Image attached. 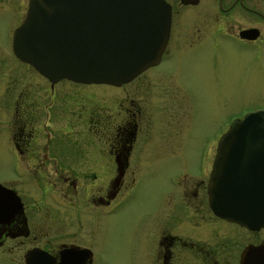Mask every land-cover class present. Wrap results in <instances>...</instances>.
Masks as SVG:
<instances>
[{"label": "flooded vegetation", "instance_id": "flooded-vegetation-1", "mask_svg": "<svg viewBox=\"0 0 264 264\" xmlns=\"http://www.w3.org/2000/svg\"><path fill=\"white\" fill-rule=\"evenodd\" d=\"M163 1L169 8L168 34L157 64L151 67L169 57L175 59L174 63L181 60V54L173 56L168 46L172 39L177 43L179 37L175 39L174 30L189 18L207 19L209 36L205 31L201 39L190 43L193 46H188L186 53L193 47H201L200 42L204 44L208 37L211 53L217 52L221 43H227L237 50H247L249 58L261 60L264 0ZM27 5L28 0H0V63L8 61L27 69L28 75L36 80L33 83L34 80L30 82L23 75L10 79L0 75V116L5 115L1 132L6 134L2 141L16 155L24 177L33 180L36 196L39 192L43 200V192L46 193L53 210L70 212L73 216L80 210L97 214L117 197L123 179L138 170L132 161H144L150 156L151 146H159L152 143L157 140H152L151 132L168 126L166 105L162 103L158 109L157 102H151V83L137 79L141 73L130 80L133 85L129 90H115L122 85L82 84L67 79L50 81L37 73L12 51V34L23 22ZM175 77L173 73L171 85L176 88V97L181 98L185 111L172 106L170 139L177 135L182 138L180 131L183 127L187 129V120L193 116L191 105L186 102L187 93ZM99 85L106 89H89ZM173 102L177 104L174 99ZM241 110L238 116L230 115L219 125L223 129L218 135L212 132L204 140L201 153L195 154L196 175H192L191 184L186 180L189 175L174 174L177 168L168 169L170 175H175L173 183L179 186L176 188L179 208L174 209L179 218L176 223L169 221V227L160 225L154 230L156 237L149 264H238L241 257L243 264H248L250 254L247 257L243 253L257 246L262 247L260 253L264 255V226L250 229L217 217L207 201V180L220 135L245 113L264 110V106L249 110L241 107ZM176 141L180 150L187 146ZM170 156L174 160H166L168 165L178 164L185 158L181 152ZM186 156L191 160L192 155ZM0 184L16 194L21 206V211L9 219L0 217V263H95L92 234L81 237L73 231L60 232L63 229L53 228V225L61 211L55 210L51 219L53 210L49 206L42 207L41 199L31 197L24 203V196L12 181ZM78 193H82L87 202L83 207L71 200V197L76 199ZM46 210L49 223L42 219L47 216ZM76 219L74 217V221ZM81 226L79 221L74 227Z\"/></svg>", "mask_w": 264, "mask_h": 264}, {"label": "rangeland", "instance_id": "rangeland-1", "mask_svg": "<svg viewBox=\"0 0 264 264\" xmlns=\"http://www.w3.org/2000/svg\"><path fill=\"white\" fill-rule=\"evenodd\" d=\"M175 24L176 22L174 26ZM208 25L207 19L184 20L179 24V29L174 30L175 39L179 37L177 43L175 44L172 39L168 46L173 56L181 54V60L174 63L175 59L169 57L155 67H148L147 71L137 77L142 82L150 81V89L153 91L151 102L156 101L158 109H161L160 105L165 103L168 126L162 131L151 132L152 140H157L152 143H157L159 146L152 145L148 152L150 156L144 161H132L138 170L123 179V188H120L117 197L108 206H103L97 214H87L80 210L73 216L70 212L63 213L54 208L56 211H61V216L55 218L56 225H53V228L60 226L63 229L60 232L73 231L81 237L91 234L94 236V264H149L156 237L154 230L160 225L169 227V221L176 223L179 218L174 211L179 208L176 189L177 187L179 189V186L173 183L175 175H170L168 169L177 168L174 174L189 175L186 180L191 184L192 175H196L193 170L195 154L201 153L204 140L210 136V133L215 132L218 135L223 129L219 125L226 122L230 115L238 116L242 111L241 107L249 110L264 106V54L261 60L249 58L250 53L247 50H237L227 43H221L217 52L211 53L208 37L205 38L204 44L200 42L201 47H193L189 53H186L187 47L193 46L190 43L201 39L205 31L209 36ZM262 48L264 49V43ZM6 62L0 63V75H6L7 79L15 75H23V78L30 82L36 81L32 75H28L27 69ZM173 73L187 93L186 102L191 105L193 116L187 120V129L183 127L180 131L182 138L177 135L170 139L169 128L173 127L172 106L185 111L181 98L179 95L176 97V88L171 85ZM132 85L133 82L129 81L115 90H129ZM95 88L106 89V86L99 85L89 89ZM155 90L162 93H157ZM169 94L167 98L166 95ZM4 117L5 115L0 116V183L12 181L18 192L24 196L22 199L24 203L31 197L35 200L41 199L39 192L37 196L35 194L33 180L24 177L16 155L9 145L2 141L6 138V134L1 132L4 127L1 123ZM176 140L180 144L187 143V146L180 150L175 145ZM162 151L163 157H161ZM178 152L183 153L185 158L178 164L168 165L166 160H174L170 159L173 158L170 155ZM186 155H192L191 160ZM198 169L200 170V166ZM43 194L40 205L45 208L50 207L47 194L44 192ZM75 197L77 200L74 197H71V200L77 205L83 207V204L87 203L82 193H78ZM55 210L53 213L49 212L51 219ZM50 216L47 211V216L42 217L45 223L50 222ZM74 217L82 224L79 229L74 227L79 223L77 219L74 221Z\"/></svg>", "mask_w": 264, "mask_h": 264}, {"label": "water", "instance_id": "water-1", "mask_svg": "<svg viewBox=\"0 0 264 264\" xmlns=\"http://www.w3.org/2000/svg\"><path fill=\"white\" fill-rule=\"evenodd\" d=\"M168 10L163 0H28L12 50L50 81L118 86L157 62ZM207 195L214 215L264 226V110L246 113L220 136ZM18 210L16 194L0 184V217ZM261 249L243 253L248 264H264Z\"/></svg>", "mask_w": 264, "mask_h": 264}]
</instances>
